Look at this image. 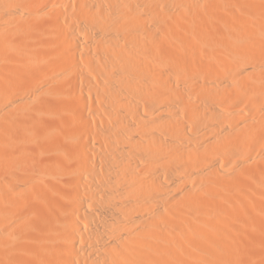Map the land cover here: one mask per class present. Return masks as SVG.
<instances>
[{
    "label": "bare ground",
    "instance_id": "6f19581e",
    "mask_svg": "<svg viewBox=\"0 0 264 264\" xmlns=\"http://www.w3.org/2000/svg\"><path fill=\"white\" fill-rule=\"evenodd\" d=\"M0 204L2 264H264V0H0Z\"/></svg>",
    "mask_w": 264,
    "mask_h": 264
},
{
    "label": "rangeland",
    "instance_id": "374dc122",
    "mask_svg": "<svg viewBox=\"0 0 264 264\" xmlns=\"http://www.w3.org/2000/svg\"><path fill=\"white\" fill-rule=\"evenodd\" d=\"M237 104V103H236ZM240 104V103H239ZM239 104H237V106L238 107H241V106H239ZM241 105H242V103H241ZM215 147L217 148V149H221V148H223V143H217V144H215ZM229 165V164H228ZM227 165V163H226V166H227V168H229L231 165H229L228 166ZM230 168H232V167H230ZM233 169V168H232ZM229 171H230V169H228ZM229 171H225V172H228L229 173ZM242 177V179H248V180H252V176H249V175H242L241 176ZM50 197V198H49ZM52 197V198H51ZM22 199H24V200H26V198H22ZM45 199V198H44ZM51 199H53V196H51V195H49L48 196V198L47 199H45V201H44V203H42V204H44V205H42L41 203H39V201H32V202H30L31 203V205L32 206H34L33 208H34V210H33V214H36L37 216H40L41 217V219H45V218H50V217H52L51 215H50V211H52V206L50 207V209H48V207L50 206V204L53 202ZM52 201V202H51ZM29 202V201H28ZM36 202H38L39 204H41V205H39V204H36ZM0 206H2L1 204H0ZM3 210H4V213H7V211L5 210V207L3 208ZM49 212V213H48ZM48 216V217H47ZM50 216V217H49ZM51 219V218H50ZM1 223H3V222H0V224ZM2 225V224H1ZM3 226V225H2ZM2 226H0V229H1V227ZM17 251H19V250H17ZM20 252V251H19ZM264 257V256H263ZM250 263L251 264H261V262L260 261H258L257 259H254V258H252V260L250 259ZM232 263H234L235 264V261H233V259H232ZM0 264H2L1 262H0ZM5 264H25L24 263V261L23 260H21V256H20V253H18V252H14V255L12 256V257H10L9 258V260H8V262H6Z\"/></svg>",
    "mask_w": 264,
    "mask_h": 264
}]
</instances>
